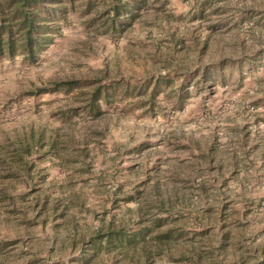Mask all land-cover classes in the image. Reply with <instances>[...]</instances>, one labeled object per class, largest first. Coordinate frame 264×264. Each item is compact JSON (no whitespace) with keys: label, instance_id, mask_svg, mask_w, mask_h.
Instances as JSON below:
<instances>
[{"label":"rangeland","instance_id":"rangeland-1","mask_svg":"<svg viewBox=\"0 0 264 264\" xmlns=\"http://www.w3.org/2000/svg\"><path fill=\"white\" fill-rule=\"evenodd\" d=\"M42 2L0 53V264H264V0Z\"/></svg>","mask_w":264,"mask_h":264},{"label":"trees","instance_id":"trees-1","mask_svg":"<svg viewBox=\"0 0 264 264\" xmlns=\"http://www.w3.org/2000/svg\"><path fill=\"white\" fill-rule=\"evenodd\" d=\"M61 2L58 3H63ZM72 2L73 0H68ZM42 0H0V53L12 55L21 49L34 59L50 42V31L41 16L48 11ZM39 6V7H38ZM40 12L43 14L41 15ZM41 15V16H40ZM68 85L70 83H67ZM106 90L97 89L100 98H105ZM123 231H114L110 238L124 237ZM122 235V236H121Z\"/></svg>","mask_w":264,"mask_h":264}]
</instances>
